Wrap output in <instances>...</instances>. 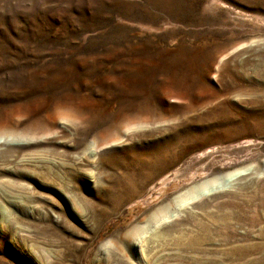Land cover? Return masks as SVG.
Wrapping results in <instances>:
<instances>
[{
    "label": "rangeland",
    "instance_id": "374dc122",
    "mask_svg": "<svg viewBox=\"0 0 264 264\" xmlns=\"http://www.w3.org/2000/svg\"><path fill=\"white\" fill-rule=\"evenodd\" d=\"M0 264H264V0H0Z\"/></svg>",
    "mask_w": 264,
    "mask_h": 264
},
{
    "label": "bare ground",
    "instance_id": "6f19581e",
    "mask_svg": "<svg viewBox=\"0 0 264 264\" xmlns=\"http://www.w3.org/2000/svg\"><path fill=\"white\" fill-rule=\"evenodd\" d=\"M238 172H235V173H233V174H229V175H227L226 176V180H224V181H222V182H219L217 185L216 184H206V185H204L202 188H200V189H198V190H195L194 192H192L191 194H190V196H189V198L187 199V200H185V201H183L182 203H179L178 205H177V208H176V210L173 212V213H171V215H170V217H173L177 212H178V210H180V208H181V206H182V204L183 203H185V202H189V201H194L195 199H197V198H199L200 197V195H202L203 193H205V194H207V193H209V192H212L213 190H215L216 188H218L219 186H220V184L221 183H225V184H229V182H231L238 174H237ZM205 184V183H204ZM207 187H210V188H207ZM196 189V188H195ZM209 189V190H208ZM208 191V192H207ZM204 194V195H205ZM164 215H166V214H163L162 216H164ZM167 218H163L162 220H161V218L159 217V218H156V222L157 223H159V222H161V221H163V220H166Z\"/></svg>",
    "mask_w": 264,
    "mask_h": 264
}]
</instances>
